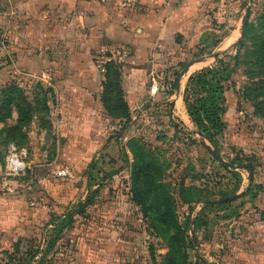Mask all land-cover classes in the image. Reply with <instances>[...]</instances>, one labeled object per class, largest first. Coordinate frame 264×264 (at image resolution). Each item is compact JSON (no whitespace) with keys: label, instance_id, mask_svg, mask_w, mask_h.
<instances>
[{"label":"crops","instance_id":"0c3cea01","mask_svg":"<svg viewBox=\"0 0 264 264\" xmlns=\"http://www.w3.org/2000/svg\"><path fill=\"white\" fill-rule=\"evenodd\" d=\"M226 2L231 4V0H0L5 8L0 20V55L6 54L26 85L33 87L40 82L49 87L51 120L64 149L62 160L72 163L67 151L78 149L82 135L104 132L108 118L100 94L105 64L122 47L128 50L121 71L131 114L137 115L140 106L151 108L155 102L152 99L162 106L171 103V113L178 107L186 122L190 120L181 94L172 99L159 91L156 96L149 86L158 83L161 75L171 77L196 60L191 56L197 54L206 36L221 33L226 23ZM238 37L235 33L223 36L218 50L236 39L237 43ZM181 63L185 65L181 67ZM182 81L176 91L181 90ZM236 90L239 91L237 84ZM241 104L240 99L229 107L223 136L242 155L255 158L254 179L245 169L242 171L246 173H241L239 191L245 192L254 183L264 182V119L262 124H256L249 106L247 112ZM85 144L76 156L83 155L82 148L94 145ZM44 165L35 162L30 173L32 183L20 182L21 188L9 194L18 198L0 194V262L6 261L7 252L17 251L19 256L31 247L40 245L43 249L54 227L51 215L64 213L73 198L64 180L53 179ZM2 170L0 162V187L4 188ZM242 196L238 197L241 203L232 225L233 234L224 230L228 238L214 247L218 264H264V191L256 197ZM64 244L60 239L41 264H64L69 253ZM85 244L82 236H76L71 246L77 263L87 262L82 253ZM41 255L31 264H37ZM94 260L96 255L91 254L89 263Z\"/></svg>","mask_w":264,"mask_h":264},{"label":"rangeland","instance_id":"374dc122","mask_svg":"<svg viewBox=\"0 0 264 264\" xmlns=\"http://www.w3.org/2000/svg\"><path fill=\"white\" fill-rule=\"evenodd\" d=\"M248 2L250 7L248 21L256 25L264 16V0H248ZM224 9H226L224 13L226 23L222 26L221 33L208 34L198 47L197 54L191 56V59L196 56V59L204 57V60L190 67L194 66L183 78L181 90L176 91L174 85L178 74L158 77L159 91L165 92V96H172L171 98L175 99L181 94L183 97L189 77L203 67L216 65L219 58L228 59L226 54H236L239 57L240 81L237 82V87L240 91L243 87L255 89L259 85L261 78L250 73V62L254 61L255 49L254 34L250 29L240 42L235 43L236 39L228 47L218 50V44L223 36L232 33L239 35L244 13L242 0H231V4L226 2ZM216 51H219L216 58L209 56ZM112 61L121 69V63L113 59ZM13 84L23 89L31 102L36 97L45 99L43 103L48 107L51 128H42L40 122L36 121V116L39 114H34L32 123L23 128V132L27 135V143L17 145L21 149H26V161L29 166L21 175L11 176L6 171V159L12 142L6 139L4 130L5 127L16 124L18 120L16 108L12 107L11 116L0 121V162L3 164L1 175L4 183L0 194L7 198H18L9 194L21 188L20 182L32 183L30 173L36 162L45 164L44 167L49 170V175L57 180L61 178L55 172L63 166H70L71 173L62 178L66 184V191L73 194L70 200H86L87 195L91 196L86 213L75 216L74 228L64 232L61 237L65 243L63 248L69 252L64 264H91L89 263L91 254L96 255V260L92 264H162L163 258L169 251L167 240L156 231L150 218L145 216L142 205L133 198L134 153L131 146H134V143L151 152L164 166L162 181L169 186L176 198L177 219L186 235L185 264H211L213 261L214 264H218L217 257L213 255L214 247L217 248L219 242L228 238L226 231L231 230L229 235L233 234L232 225L237 218L241 200L237 198L223 202L224 204L215 200L214 203L207 204L205 199H217L222 193L233 190L239 183L238 176L218 162L203 146L202 139L196 133V126L191 119L186 122L178 107L171 113V103L166 102L162 106L151 99L150 101H155L151 108L140 106L137 115L130 112V121L116 122L114 129L110 127L111 122H106L103 134L82 135L81 142L77 143L78 149L67 151L74 160L72 163H67L62 160L64 149L61 150L60 137L54 130L51 120L49 87L40 82H35L33 87L26 85L22 77L12 68L6 54L0 55V99L3 95L2 91ZM151 88L152 86H149V90ZM158 92L152 95L157 96ZM254 98L258 101L264 100L263 95L254 94ZM241 102V107L244 106V110L248 112L246 102L243 100ZM35 123L37 126L34 125ZM120 130L121 137H117ZM110 137H113L111 146ZM224 138L223 135L219 136V145L224 157L228 160L248 159L240 153V150L227 144ZM83 140L94 145L91 148H82L83 155L76 156L75 154L80 152V147L86 145ZM91 160H94L92 163H95V166L88 178ZM233 170L246 173L242 171L243 169ZM51 184L53 185L51 182L49 188L52 189ZM182 188L186 189L184 193L188 202H184L180 196ZM76 236H82L86 242L82 253L87 262L77 263L74 259L71 246Z\"/></svg>","mask_w":264,"mask_h":264},{"label":"trees","instance_id":"16d2710c","mask_svg":"<svg viewBox=\"0 0 264 264\" xmlns=\"http://www.w3.org/2000/svg\"><path fill=\"white\" fill-rule=\"evenodd\" d=\"M249 29L254 34L255 41V49L253 51L254 61L250 62V73L258 75L261 78L259 85L255 89L243 87L241 91L236 90V84L240 81L238 71L239 57L236 54H226L228 59L219 58L216 65L203 67L194 72L189 77L183 94L188 115L196 126V130L201 131L206 139L219 151V136H222L227 129L228 124L225 115L230 106L238 103L241 99L249 106L251 115L257 121L256 124H262L264 119V100L258 101L254 98V94L256 96H264V16L260 18L259 23L256 25H252L248 21L242 38L246 36ZM180 65L182 67L185 63H181ZM180 70L178 69L175 74H178ZM121 75L120 66L115 62L110 60L105 64L104 80L102 83L103 91L100 94V101L103 104L108 122L111 123L131 120L130 109L122 88ZM2 94L0 99V121L11 116L12 107H15L18 113L16 124L5 127L4 132H6V139L8 141L18 146L27 143V135L23 132V128L32 123L35 113L39 114L37 115V119L42 128H51V122L48 120V107L43 103V100H45L43 97H36L31 102L24 93V90L15 84L3 90ZM43 104L44 107H42ZM121 130L117 133V137H121ZM112 138L110 137L109 140ZM131 148L134 153V165L132 169L133 198L137 203L142 205L145 216L150 218L152 226L161 237L167 240L169 246V251L163 258L162 264H185L186 254L184 249L186 235L177 219L176 198L171 193L169 186L162 181L164 166L151 152L142 146L134 143V146L132 145ZM245 156L248 159L230 161L237 165H244V169L249 173L250 179L253 180L256 174L255 158L248 155ZM92 162L89 164L91 170L87 173L88 178L91 176L95 166V163ZM64 167L66 166L61 168ZM227 169L233 171L238 176L239 183L233 190L222 193L220 197L236 193L240 188L242 180L240 171ZM65 177L67 176L59 178ZM184 191L186 189L182 188L180 196L184 202H188ZM259 191H264V182H256L254 185L249 186L242 197L246 195L256 197ZM90 197V195H87L86 200H69L64 213L61 215H51L50 223L54 224V227L43 249H40V245L31 247L19 256L15 253L17 251L10 254L5 251L8 254L6 261L0 262V264H31L34 258L39 253H42L40 261L37 262V264H41L46 256L52 252L57 242L61 239L62 234L66 230L74 228L75 216L86 213ZM208 200L211 203L215 201V199L206 198L205 203H210ZM41 236L42 239L44 236Z\"/></svg>","mask_w":264,"mask_h":264},{"label":"built area","instance_id":"2783aa9c","mask_svg":"<svg viewBox=\"0 0 264 264\" xmlns=\"http://www.w3.org/2000/svg\"><path fill=\"white\" fill-rule=\"evenodd\" d=\"M100 2H104L106 0H97ZM5 15V8L2 3H0V20L1 17ZM127 49L125 47H122L121 49H118L114 51L111 56L112 59L115 60L118 63H122L123 59L127 56ZM101 62L103 63L104 60L102 59ZM102 69H104V66L102 65ZM151 91L153 93H157L159 91V85L156 82H153ZM111 129L115 128V123H112L110 125ZM8 156L6 161V171L8 175L11 176H18L21 175V173H24L28 168V163L26 161L27 157V151L25 148H19L16 144L11 143L9 145L8 150ZM70 170L68 167L58 169L55 174L60 177L68 176L70 174Z\"/></svg>","mask_w":264,"mask_h":264},{"label":"water","instance_id":"95a60500","mask_svg":"<svg viewBox=\"0 0 264 264\" xmlns=\"http://www.w3.org/2000/svg\"><path fill=\"white\" fill-rule=\"evenodd\" d=\"M242 6L244 9V13H243V17L241 19L240 22V28H239V37H238V42L242 39L243 36V32L244 29L246 27V24L248 22L249 19V11H250V7H249V2L248 0H242ZM217 53H211L209 56L210 57H215ZM204 59V57H201L199 59L196 60H191L188 63H186L185 67L178 73V77L176 80V89L179 90L180 88V83L182 81V78L187 74L189 68L196 62L202 61ZM196 133L200 136V138L202 139V144L203 146L210 152V154L218 161L220 162L223 166L227 167V168H232V169H244V165H237L234 164L233 162H231L230 160H228L226 157H224V155L215 147L213 146L205 137V135L201 132L196 130ZM244 193L243 190L238 191L236 193H233L231 195H227V196H223V197H219L217 199H215L218 202H227V201H231L234 199H237L239 196H241ZM208 202H210V200H208Z\"/></svg>","mask_w":264,"mask_h":264}]
</instances>
